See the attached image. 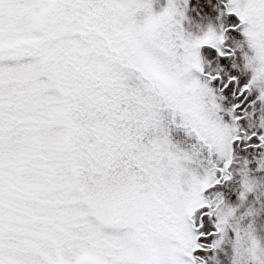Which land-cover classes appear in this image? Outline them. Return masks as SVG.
I'll return each mask as SVG.
<instances>
[{"label": "snow or ice", "instance_id": "1", "mask_svg": "<svg viewBox=\"0 0 264 264\" xmlns=\"http://www.w3.org/2000/svg\"><path fill=\"white\" fill-rule=\"evenodd\" d=\"M183 2L0 0V264H207L221 245L233 169L241 201L264 182V0H224L201 34ZM248 237L235 264H264Z\"/></svg>", "mask_w": 264, "mask_h": 264}, {"label": "rangeland", "instance_id": "2", "mask_svg": "<svg viewBox=\"0 0 264 264\" xmlns=\"http://www.w3.org/2000/svg\"><path fill=\"white\" fill-rule=\"evenodd\" d=\"M167 3L168 0H153L154 11H161ZM179 3L183 8V0H179ZM221 8H226L224 0H189L185 9L187 18L182 20L186 32L201 34L209 25L219 27L222 22H227L230 19V15L226 12L221 15ZM172 135L182 145L194 143V138L188 137L183 128H174ZM226 186L237 193L236 199H232L228 193H224L228 203L233 206L238 205L237 212L236 216L232 218L231 226L227 229L228 236L221 242V245L217 248H206L203 258L207 261V264H235L237 227L243 237V249H246L251 244V240L248 237L249 230L260 242V249H264V182L259 184L256 192L249 193L247 199L243 201L239 197V191L242 190V186L237 169H233V182ZM217 191L223 192L224 190L217 189ZM208 195L212 198L215 197L214 192ZM249 208L255 211L248 214ZM258 254L264 256V252H260L259 249ZM240 264H259V262L245 251L240 256Z\"/></svg>", "mask_w": 264, "mask_h": 264}, {"label": "clouds", "instance_id": "3", "mask_svg": "<svg viewBox=\"0 0 264 264\" xmlns=\"http://www.w3.org/2000/svg\"><path fill=\"white\" fill-rule=\"evenodd\" d=\"M230 226H231V222L229 223V227H230ZM226 236H228V232H227V230H226L225 232H223L222 235H221V237H218V239H220L221 242H222V241L225 240V237H226ZM256 240H257V239H256ZM257 241H258V240H257ZM235 242H236V241H235ZM258 243L260 244L259 241H258ZM241 247H244L243 243H242Z\"/></svg>", "mask_w": 264, "mask_h": 264}]
</instances>
